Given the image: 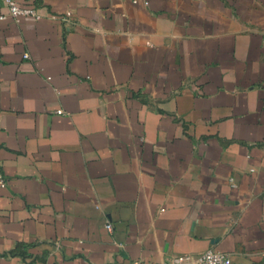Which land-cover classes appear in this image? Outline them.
Returning a JSON list of instances; mask_svg holds the SVG:
<instances>
[{"label": "crops", "instance_id": "1", "mask_svg": "<svg viewBox=\"0 0 264 264\" xmlns=\"http://www.w3.org/2000/svg\"><path fill=\"white\" fill-rule=\"evenodd\" d=\"M17 1L0 264H264V0Z\"/></svg>", "mask_w": 264, "mask_h": 264}, {"label": "built area", "instance_id": "2", "mask_svg": "<svg viewBox=\"0 0 264 264\" xmlns=\"http://www.w3.org/2000/svg\"><path fill=\"white\" fill-rule=\"evenodd\" d=\"M9 10V15L16 21L20 22L23 18H31L34 20H40L43 18V15L39 12L38 8L32 5H27L18 2L17 0H2ZM122 1V0H119ZM136 2L137 0H133ZM53 19L57 18L56 15L51 16ZM4 18V16H1ZM62 20L66 21L68 18L66 16L61 17ZM24 57H29L28 54H25ZM59 112H63L62 110ZM2 185H5V178H1ZM106 229L111 231L112 224L107 222L105 225ZM132 264H143L140 261H135ZM165 264H232L231 258L228 254L209 249L205 252L198 254H176L172 256L168 262Z\"/></svg>", "mask_w": 264, "mask_h": 264}]
</instances>
